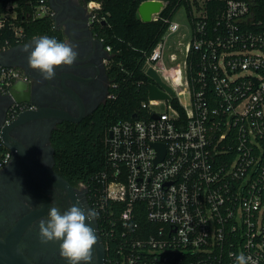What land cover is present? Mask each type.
<instances>
[{"label": "built area", "instance_id": "1", "mask_svg": "<svg viewBox=\"0 0 264 264\" xmlns=\"http://www.w3.org/2000/svg\"><path fill=\"white\" fill-rule=\"evenodd\" d=\"M40 1L34 17L54 16ZM186 1L190 40L169 51L181 24L165 18L168 27L144 64L169 97L149 93L142 102L149 118L120 120L107 131L97 209L108 201L124 206L117 212L110 205L102 223L107 264H234L229 253L239 252L264 264V20L254 0L223 7L211 0L210 25L208 0ZM87 5L92 23L100 3ZM15 6L0 13V28L17 16ZM27 78L0 64L7 91Z\"/></svg>", "mask_w": 264, "mask_h": 264}, {"label": "flooded vegetation", "instance_id": "2", "mask_svg": "<svg viewBox=\"0 0 264 264\" xmlns=\"http://www.w3.org/2000/svg\"><path fill=\"white\" fill-rule=\"evenodd\" d=\"M57 2L60 3V11L56 29L65 34L67 26L71 28L74 23L72 14L80 21V34H65V42L76 45L78 57L75 63L70 67H57L55 77L45 80L39 71L29 67L28 53L19 48L9 59L14 67L28 76L25 80L31 89L28 100H22L23 95H13L11 90L7 91L0 84V160L3 154H9L7 161H0V239L6 242L14 238L32 264H68L60 256L58 242L44 244L39 237L38 222L40 218H46L51 203L61 212L78 203L85 211L95 209L99 213L89 186L63 175L56 166L51 134L62 120L48 107H64L79 115L81 105L66 86L80 96L86 116L106 102L110 82L105 51L97 43L79 41L91 29L88 3L84 0ZM27 110H32L34 116L18 121V116ZM39 205H43V209ZM91 226L97 235L91 264H107L99 216Z\"/></svg>", "mask_w": 264, "mask_h": 264}, {"label": "trees", "instance_id": "3", "mask_svg": "<svg viewBox=\"0 0 264 264\" xmlns=\"http://www.w3.org/2000/svg\"><path fill=\"white\" fill-rule=\"evenodd\" d=\"M84 1L88 3L90 0ZM143 1L146 0H99L100 7L94 11L96 16L91 29L104 47L111 46L106 69L110 82L109 92L114 97H108L106 102L79 122L65 120L59 123L51 134L57 168L75 182H85L98 205L103 195L99 175L108 164L105 142L108 128L120 120L150 117L142 107V102L149 98L153 82L144 72L147 55L168 27L165 18L173 19L182 6L188 17L191 16V6L186 0H163L167 4L159 18L143 21L137 17L139 5ZM213 1H219L217 3L223 7L226 0ZM9 2L16 4L17 16L8 18L5 27L0 28V43L6 48L43 35L65 42L64 32L55 28L54 16L47 14L34 17L40 0H0V13L7 10ZM45 2L51 5L50 0ZM253 7L256 17L264 20V0H254ZM207 8L211 25V0L207 1ZM134 114L137 116L134 117ZM110 205L117 212L124 208L123 205L106 202L104 209L99 210L102 223L107 221ZM139 221L145 223L146 219L141 217Z\"/></svg>", "mask_w": 264, "mask_h": 264}, {"label": "clouds", "instance_id": "4", "mask_svg": "<svg viewBox=\"0 0 264 264\" xmlns=\"http://www.w3.org/2000/svg\"><path fill=\"white\" fill-rule=\"evenodd\" d=\"M76 45L59 41L56 37L40 36L33 40L31 46H25L28 53L27 61L31 69L39 71L45 80H51L56 75L59 66H72L78 52ZM43 209V205H39ZM99 213L95 209L85 211L78 203H74L63 212L52 203L48 206L46 218L38 222L39 237L42 243L58 242L60 256L68 264H91L93 248L97 244V235L91 222ZM234 257V264H256L251 256L243 252L229 253Z\"/></svg>", "mask_w": 264, "mask_h": 264}, {"label": "water", "instance_id": "5", "mask_svg": "<svg viewBox=\"0 0 264 264\" xmlns=\"http://www.w3.org/2000/svg\"><path fill=\"white\" fill-rule=\"evenodd\" d=\"M52 8L56 11V14L54 15L55 20V28H57V18L58 13L60 11L59 5L60 3L57 2V0H50ZM165 3L163 0H146L143 1L138 8L137 17L141 18L143 21H151L153 19V15L155 13H158L161 11V9L164 7ZM71 19L74 21L71 28H69V25L65 29L66 35H72V32H75L77 34L81 33V26L80 21L72 14ZM71 33H69V31ZM38 37H35L31 40H29L26 43L18 44L16 46L10 47L8 49L0 51V64L5 66H15L9 59L19 48H23L27 46H31L34 39ZM79 41H84L85 43L92 42L97 43L99 47H102V49L105 51V59L110 58V54L106 51L103 42L95 37L92 30L89 28L88 34L86 36H82L79 38ZM86 49H90L91 47H85ZM148 74L153 77L157 83H162L161 78L159 75L150 68L148 71ZM28 83L25 80H19L16 81L12 87L10 88L11 93L13 95L19 94L23 95L22 100H28V95L31 92V89L27 85ZM66 89L70 94L74 97V99L79 102L81 105V112L78 116L74 115L73 112H71L69 109H66L64 107H48L49 110L53 111L56 115L60 116V120H66V121H73V122H79L84 117H86L87 111L85 110V107L81 101L80 96L70 87L66 86ZM170 91H172L170 88H168ZM150 97L152 98H167L169 97V94L166 91H163L156 83H152L150 85ZM41 108H44V106H40ZM32 110H27L26 112H23L21 115L18 116L17 120H22L25 118H30L34 116L31 114ZM137 115L134 114V117ZM156 114H153V117H156ZM61 121V122H62ZM60 122V123H61ZM0 264H32L31 261L20 251L17 244L15 243L14 238L8 239L6 242L0 239Z\"/></svg>", "mask_w": 264, "mask_h": 264}, {"label": "rangeland", "instance_id": "6", "mask_svg": "<svg viewBox=\"0 0 264 264\" xmlns=\"http://www.w3.org/2000/svg\"><path fill=\"white\" fill-rule=\"evenodd\" d=\"M174 19L181 24V29L178 33L174 34L169 39V51H178L179 48H184L186 42L190 40V27L187 19L186 9L184 6L179 8L174 16ZM181 41L183 42V44L180 43Z\"/></svg>", "mask_w": 264, "mask_h": 264}]
</instances>
